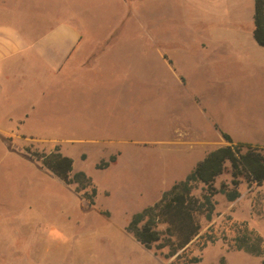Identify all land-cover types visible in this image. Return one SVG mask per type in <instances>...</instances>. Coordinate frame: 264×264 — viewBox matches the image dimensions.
Returning a JSON list of instances; mask_svg holds the SVG:
<instances>
[{
    "label": "rangeland",
    "instance_id": "rangeland-1",
    "mask_svg": "<svg viewBox=\"0 0 264 264\" xmlns=\"http://www.w3.org/2000/svg\"><path fill=\"white\" fill-rule=\"evenodd\" d=\"M252 15L253 0H0V16L32 36L70 17L83 50L96 51L56 83L30 71L0 111V264H264V252L233 245L244 221L264 246V183L261 192L243 175L239 199L215 193L211 221L199 216L200 234L215 237L204 246L196 237L170 255L127 229L226 143L221 131L264 142V48L245 37L254 40ZM235 29L243 38L219 39ZM55 149L91 178L93 203L32 155ZM230 180L226 161L213 184Z\"/></svg>",
    "mask_w": 264,
    "mask_h": 264
},
{
    "label": "trees",
    "instance_id": "trees-1",
    "mask_svg": "<svg viewBox=\"0 0 264 264\" xmlns=\"http://www.w3.org/2000/svg\"><path fill=\"white\" fill-rule=\"evenodd\" d=\"M252 21V35L256 43L264 48V0H253ZM220 134L226 144L208 151L183 179L164 190L156 202L132 214L127 229L144 247L168 246L169 254H175L194 238L203 237L200 234L199 216L211 221L216 205L213 199L215 193H222L227 201H234L240 196L238 185L241 175L248 183L261 185L264 182V147L248 142H234L225 131ZM32 155L59 179L65 183H74L77 190L83 191L88 203H93L96 188L84 171L72 172L71 157L58 149L47 153L33 152ZM114 160L115 155H110L108 160H101L96 167H105ZM226 161L231 167L230 184L221 182L216 187L214 179L224 171ZM199 183V194H195L194 190ZM160 224H164L163 229L158 228ZM236 230L237 234L233 237L236 249L254 255L264 252L263 237L249 229L244 221L239 223ZM203 238L202 246L207 241L215 240L211 231L205 233ZM198 261L199 257L193 256L187 262Z\"/></svg>",
    "mask_w": 264,
    "mask_h": 264
},
{
    "label": "crops",
    "instance_id": "crops-1",
    "mask_svg": "<svg viewBox=\"0 0 264 264\" xmlns=\"http://www.w3.org/2000/svg\"><path fill=\"white\" fill-rule=\"evenodd\" d=\"M244 33L235 29L218 34H220L219 39H224L226 36H242L243 38ZM245 37H247L248 46L256 43L253 35L254 40L248 33ZM82 38V31L70 17H60L38 35L32 36L13 20L10 21L7 17L0 16V111L8 109L9 100L15 93V88L20 89L16 82L26 78L30 71L37 74L43 72L47 76L45 80L56 83L67 65L72 71L76 67H88L90 56L96 51L92 47L83 50ZM233 43L236 46H246L243 39L235 40ZM25 80L30 87L33 80ZM231 138L234 142H251L264 147V142L250 141L245 138L236 139L233 136ZM263 183L259 185L261 192ZM262 195L263 199L264 192ZM240 197L241 195L237 199Z\"/></svg>",
    "mask_w": 264,
    "mask_h": 264
}]
</instances>
